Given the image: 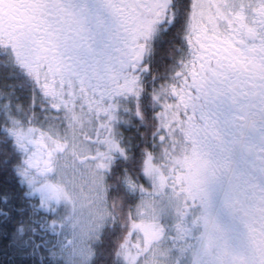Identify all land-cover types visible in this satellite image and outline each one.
<instances>
[{"label": "snow or ice", "instance_id": "snow-or-ice-1", "mask_svg": "<svg viewBox=\"0 0 264 264\" xmlns=\"http://www.w3.org/2000/svg\"><path fill=\"white\" fill-rule=\"evenodd\" d=\"M4 264H264V0H0Z\"/></svg>", "mask_w": 264, "mask_h": 264}, {"label": "trees", "instance_id": "trees-1", "mask_svg": "<svg viewBox=\"0 0 264 264\" xmlns=\"http://www.w3.org/2000/svg\"><path fill=\"white\" fill-rule=\"evenodd\" d=\"M7 257L4 254V241L0 239V264H4Z\"/></svg>", "mask_w": 264, "mask_h": 264}]
</instances>
